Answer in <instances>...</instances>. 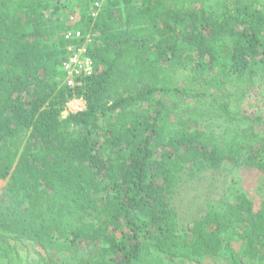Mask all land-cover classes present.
<instances>
[{"label":"trees","instance_id":"trees-1","mask_svg":"<svg viewBox=\"0 0 264 264\" xmlns=\"http://www.w3.org/2000/svg\"><path fill=\"white\" fill-rule=\"evenodd\" d=\"M93 1L72 28L71 0H0V264H22V239L44 264H264V204L236 192L183 228L169 202L185 170H264V137L229 98L235 131L176 116L181 98L264 81V0H103L96 16ZM77 28L98 41L72 89L60 66ZM77 96L86 108L63 117Z\"/></svg>","mask_w":264,"mask_h":264},{"label":"rangeland","instance_id":"rangeland-1","mask_svg":"<svg viewBox=\"0 0 264 264\" xmlns=\"http://www.w3.org/2000/svg\"><path fill=\"white\" fill-rule=\"evenodd\" d=\"M71 1L72 11L69 13V17L73 22L72 28H76V25L84 24L85 19L81 16L86 10L85 5L90 4L91 0ZM83 8L84 10H82ZM94 38L98 41L96 36ZM190 76V72L185 70L179 74L183 81H189ZM193 84L200 86L198 80ZM216 96L218 100L181 98L180 102L177 101L176 116L194 115L199 123L218 133H222L224 130L235 131L239 127H244L245 123L239 120H230L223 113L220 104L229 98L230 108L237 113L238 119L244 115L253 118L254 122L251 124H253L254 130L264 137V81L243 89L228 85L225 92H218ZM62 116L68 115L62 114ZM9 182V178L0 180V202L2 203H8ZM236 192L245 193L252 202L254 210H260L264 204V170L250 165L237 166L231 163L196 173L185 170L182 172L180 182L169 202L177 213L181 226L188 228L193 220L204 215L209 202L231 200ZM13 244L22 258V264H44L42 257L47 258L48 256L30 240H17L13 241ZM52 258L51 263L54 261L57 264L77 263L74 257L68 256V254H54Z\"/></svg>","mask_w":264,"mask_h":264},{"label":"built area","instance_id":"built-area-1","mask_svg":"<svg viewBox=\"0 0 264 264\" xmlns=\"http://www.w3.org/2000/svg\"><path fill=\"white\" fill-rule=\"evenodd\" d=\"M103 0H94V12L96 16L101 9ZM67 37L74 39L75 43L67 46V55L62 61L60 70L63 74V82L68 87L75 89L83 85V79L91 76L94 71L92 52L97 40L89 32L81 29L70 30ZM86 108V101L82 96L74 97L70 100L62 114H75Z\"/></svg>","mask_w":264,"mask_h":264}]
</instances>
